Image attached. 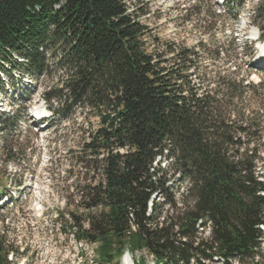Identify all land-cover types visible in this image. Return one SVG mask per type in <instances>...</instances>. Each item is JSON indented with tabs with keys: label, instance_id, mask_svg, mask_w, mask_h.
<instances>
[{
	"label": "trees",
	"instance_id": "1",
	"mask_svg": "<svg viewBox=\"0 0 264 264\" xmlns=\"http://www.w3.org/2000/svg\"><path fill=\"white\" fill-rule=\"evenodd\" d=\"M255 14L264 25V3ZM147 32L123 0H0V75L6 63L11 72L23 64L22 76L38 78L51 52L63 90L51 99L99 118L87 148L102 157L100 180L83 189L87 228L73 216L69 232L95 246V264H120L126 253L143 252L155 264H259L264 82L245 85L233 73L218 78L217 90L209 78L204 87L195 82V52L150 51ZM163 157L191 183L176 220L163 218L155 201L170 190L169 171L157 162ZM208 228L210 239H200Z\"/></svg>",
	"mask_w": 264,
	"mask_h": 264
},
{
	"label": "rangeland",
	"instance_id": "2",
	"mask_svg": "<svg viewBox=\"0 0 264 264\" xmlns=\"http://www.w3.org/2000/svg\"><path fill=\"white\" fill-rule=\"evenodd\" d=\"M123 1L147 27L150 51L195 52L197 84L203 82L206 87L209 78L210 88L217 90L218 78L233 73L244 77L245 85L264 82V61L256 67L253 62L264 58V40L256 41L264 35V25H257L255 14L264 0H247L234 8L228 7L226 0ZM46 58V70L38 78L22 76L20 57L14 59L21 64L20 69L11 72L6 63V72L0 75V124L10 119L7 128L0 131V188L5 189L3 200L13 203L0 209L4 264H95L92 245L76 241L69 231L73 216L87 228L89 212L81 198L87 191L83 189L100 180L97 162L102 157L96 160L87 148L99 118L92 109L70 107L64 98L51 99L52 95L62 96L61 72L55 55L48 52ZM247 93L250 101L251 93ZM49 107L63 114L53 115ZM39 109L47 114L44 122L36 124L32 114ZM6 150L12 152L6 155ZM157 162L169 171L171 179L168 195H159L155 201L163 218L176 220L184 210L183 201L190 198L187 191L191 183L174 172L171 160L163 157ZM39 206L43 207L41 218ZM201 231L200 239H210L209 228ZM125 257L130 264L142 258L146 264L154 263L146 252L135 257L127 253ZM259 264H264V258Z\"/></svg>",
	"mask_w": 264,
	"mask_h": 264
},
{
	"label": "water",
	"instance_id": "3",
	"mask_svg": "<svg viewBox=\"0 0 264 264\" xmlns=\"http://www.w3.org/2000/svg\"><path fill=\"white\" fill-rule=\"evenodd\" d=\"M1 251H2V243H1V241H0V264L3 263V257H2V255H1Z\"/></svg>",
	"mask_w": 264,
	"mask_h": 264
},
{
	"label": "bare ground",
	"instance_id": "4",
	"mask_svg": "<svg viewBox=\"0 0 264 264\" xmlns=\"http://www.w3.org/2000/svg\"><path fill=\"white\" fill-rule=\"evenodd\" d=\"M40 111H41V110L39 109L37 112L41 113Z\"/></svg>",
	"mask_w": 264,
	"mask_h": 264
}]
</instances>
